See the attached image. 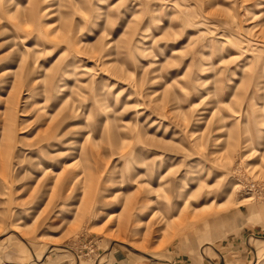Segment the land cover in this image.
<instances>
[{"label": "rangeland", "instance_id": "1", "mask_svg": "<svg viewBox=\"0 0 264 264\" xmlns=\"http://www.w3.org/2000/svg\"><path fill=\"white\" fill-rule=\"evenodd\" d=\"M0 264H264V0H0Z\"/></svg>", "mask_w": 264, "mask_h": 264}]
</instances>
